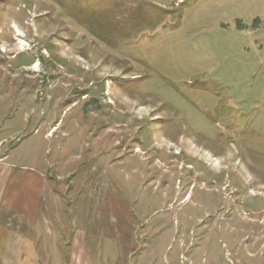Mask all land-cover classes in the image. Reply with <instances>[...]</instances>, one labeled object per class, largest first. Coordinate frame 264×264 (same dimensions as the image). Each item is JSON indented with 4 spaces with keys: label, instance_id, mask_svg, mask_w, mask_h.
<instances>
[{
    "label": "rangeland",
    "instance_id": "374dc122",
    "mask_svg": "<svg viewBox=\"0 0 264 264\" xmlns=\"http://www.w3.org/2000/svg\"><path fill=\"white\" fill-rule=\"evenodd\" d=\"M5 155L92 264H264V0H0Z\"/></svg>",
    "mask_w": 264,
    "mask_h": 264
},
{
    "label": "crops",
    "instance_id": "0c3cea01",
    "mask_svg": "<svg viewBox=\"0 0 264 264\" xmlns=\"http://www.w3.org/2000/svg\"><path fill=\"white\" fill-rule=\"evenodd\" d=\"M7 155L0 157V264L16 260H21L22 264H92L86 244L88 235L94 234L95 228L89 230L85 224L80 227L76 224L73 227L72 222L67 220L64 215L62 216L59 205L57 206L59 207L57 215L51 217L52 220L46 218L49 209L41 204V199L47 191L44 188L47 179H45L43 187L44 192L38 184L29 180L27 173L21 179L14 181L10 167L2 165ZM76 174L69 172L65 175L66 177L58 176L57 178L58 181L69 180L73 184L72 179L76 177L82 182L85 173L79 176ZM92 179L93 184H97L96 182L99 181L95 179V182L94 178ZM50 189V193L53 194L55 192L53 184ZM44 218L48 221L49 227H52V243L58 244L52 249L48 248L47 253L41 251L39 235H37L40 223H43ZM101 226L106 230L109 228L111 230V227L108 228L106 223ZM62 230L68 235L70 234L71 238L69 241L65 240L61 247L60 236L65 234L62 233ZM106 233L110 234L111 232L107 231Z\"/></svg>",
    "mask_w": 264,
    "mask_h": 264
}]
</instances>
